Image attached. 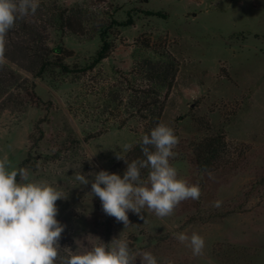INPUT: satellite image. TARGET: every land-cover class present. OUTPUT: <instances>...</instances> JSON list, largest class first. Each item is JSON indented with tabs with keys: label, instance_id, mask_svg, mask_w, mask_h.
<instances>
[{
	"label": "rangeland",
	"instance_id": "1",
	"mask_svg": "<svg viewBox=\"0 0 264 264\" xmlns=\"http://www.w3.org/2000/svg\"><path fill=\"white\" fill-rule=\"evenodd\" d=\"M101 32L112 47L89 68ZM6 41L0 159L67 194L56 201L65 226L61 255L117 237L158 264H264V0H40L35 16L18 19ZM145 60L175 67L167 96L149 79ZM143 88L158 90L159 123L179 140L170 164L199 184L201 196L169 217L129 211L124 227L75 175L112 173L122 160L117 154H127L123 146L141 139L145 124L135 110ZM219 134L226 145L217 168L199 170L193 144ZM176 232L201 235L203 254L193 256Z\"/></svg>",
	"mask_w": 264,
	"mask_h": 264
},
{
	"label": "clouds",
	"instance_id": "2",
	"mask_svg": "<svg viewBox=\"0 0 264 264\" xmlns=\"http://www.w3.org/2000/svg\"><path fill=\"white\" fill-rule=\"evenodd\" d=\"M39 7L40 0H0V65L6 59L8 32L18 19L35 16ZM178 142L174 129L159 123L150 134L141 137L143 158L129 162L117 154V159L127 164L123 176L106 170L94 172L95 175L78 172L75 181L78 186L91 183L90 193L99 198L103 212L124 227L130 223L129 211L141 219L144 210L158 218L169 217L182 201L198 200L201 196L199 184L180 178L170 164ZM132 148V144H125L123 151L127 153ZM145 169L146 178L142 177ZM88 176L93 177L91 181ZM66 198L67 194L46 181L30 180L27 169L11 167L6 157L0 159V264H135L137 257L140 264H158L151 252L133 255L127 238L117 237L110 244L101 242L86 251L61 255L59 241L65 226L56 219V201ZM213 206L219 207L220 201ZM173 235L191 249L193 256L203 254L205 240L201 235Z\"/></svg>",
	"mask_w": 264,
	"mask_h": 264
},
{
	"label": "trees",
	"instance_id": "3",
	"mask_svg": "<svg viewBox=\"0 0 264 264\" xmlns=\"http://www.w3.org/2000/svg\"><path fill=\"white\" fill-rule=\"evenodd\" d=\"M146 14L148 15H156L158 17H165V15L160 11H152V10H146ZM131 21V18H128L127 20L123 22H117L118 25H127ZM105 32L100 33L101 38V46L96 51L95 56L92 60V62L89 65V68L95 66L99 61H101L103 58H105L108 55V52L110 51L112 47V42L105 39ZM58 63L57 66L60 67V69L63 72H69L70 68L67 64H64L62 62H56ZM146 65H148L150 73L148 77L156 79L161 85L165 86L166 92L165 96H167L169 89L171 87L172 80L175 76L176 69L175 67L170 63H154L150 60H145L144 62ZM47 64V61L45 63H42L38 72L37 76L41 75L43 73V69L45 65ZM4 67L0 66V70H3ZM9 74V77L13 76L12 73L6 72ZM0 74H2L0 72ZM6 79L0 78V83H5ZM150 94H153L152 98L150 100H147V94L150 92ZM143 98L142 100L137 102L135 113L138 114V116L144 121L145 129L144 134H150V130L153 129L157 124H159L164 104L162 100L160 99V94L158 90L155 88H143L140 90ZM133 114L132 112L130 115ZM141 140V139H140ZM140 140L137 142L135 146H133L132 150L127 152V154L124 156L126 160L131 162L134 159L137 158H143L142 152H141V146H140ZM225 137L223 134L219 135H213L209 137L203 138L201 141L193 144V152L195 155L197 167L199 170L204 171H210L214 168H217L218 159L220 158V154L225 148ZM127 164L122 159L114 168L112 173H117L121 176H123L124 171L126 170ZM148 170H142V177H144L147 174Z\"/></svg>",
	"mask_w": 264,
	"mask_h": 264
}]
</instances>
